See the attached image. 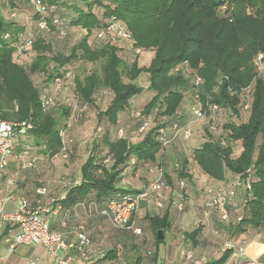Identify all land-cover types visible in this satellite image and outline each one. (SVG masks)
I'll list each match as a JSON object with an SVG mask.
<instances>
[{
    "label": "trees",
    "instance_id": "trees-1",
    "mask_svg": "<svg viewBox=\"0 0 264 264\" xmlns=\"http://www.w3.org/2000/svg\"><path fill=\"white\" fill-rule=\"evenodd\" d=\"M32 1L41 4L40 11ZM111 18L130 34V41L108 34L97 39V33L107 28ZM41 19H58L66 35L61 37L55 28L40 32L37 25ZM79 31L82 36L68 55L53 51L48 37L62 41ZM27 40L31 42L30 51L19 52ZM116 41L130 42L135 51L151 52L148 65H139L136 58L127 64L119 55ZM258 55H262L261 69L253 66ZM73 62L97 64L98 69L83 78L64 80L60 92L69 82L73 83V91L70 102L61 104L54 80L72 73L68 66ZM181 67H186L187 76ZM195 78L201 80L199 85ZM141 79L147 82L146 89L152 97L136 109L131 100L143 93ZM248 86L250 107L244 111L236 92ZM102 89L111 93L104 110L95 101L96 92ZM189 90L194 106L198 101L204 108L207 103L217 105L220 111L207 116L200 130L191 125L192 137L184 142L172 139V128L190 123L180 112ZM50 97L54 105L43 110L42 100ZM74 102L93 107L98 121L114 127L122 124L114 137L106 131L99 144L92 145L80 165V178L66 181V194L51 197L60 200L64 210L91 201L102 208L110 200L132 196L138 191L131 192L122 185L127 171L137 165L148 173L149 167L162 162L166 188L170 185L173 190L180 182L192 180L194 171L216 182L230 184L236 179L240 183L235 204L228 209L226 231L233 238L248 228L264 227V0H0V120L31 125L25 136L30 142L24 146L32 150L26 156L21 150L18 155L21 161L34 164L29 169L37 165L32 156L33 144L42 147L39 151L43 156L51 158L61 153L68 157L64 138L77 121L69 117ZM221 116L232 121L220 123L217 117ZM243 117L246 119L241 122ZM131 118L137 122L135 135L128 134V124L124 125ZM151 122L153 126L147 128ZM160 129L164 130L163 136ZM200 139L198 146L195 141ZM164 141L169 144L162 147ZM173 152L174 160L168 164L166 155ZM130 159L135 160L134 164ZM38 186L34 194L41 200L47 188L41 183ZM39 188L46 193L38 194ZM20 198L33 208L45 206ZM233 210L238 213L233 214ZM64 215L65 211L55 217H59L56 221L60 229L67 230L60 226ZM238 216L242 217L240 222ZM55 217H50V222ZM147 218L154 237L153 242L147 241L150 245L142 256L148 259L153 254L155 261L158 245L164 241L158 240L157 233L164 234L170 227L169 213ZM201 229L202 226L185 234L193 246ZM153 244L157 246L155 254ZM149 250L150 255L145 257ZM231 254V250L224 251L210 264H224ZM116 257V250H110L102 261Z\"/></svg>",
    "mask_w": 264,
    "mask_h": 264
},
{
    "label": "built area",
    "instance_id": "built-area-1",
    "mask_svg": "<svg viewBox=\"0 0 264 264\" xmlns=\"http://www.w3.org/2000/svg\"><path fill=\"white\" fill-rule=\"evenodd\" d=\"M37 11L41 10V4L38 1H32L31 3ZM60 21L53 19L50 22L40 20L37 28L40 32H49L51 28H55L58 34L63 37L66 35V30L60 27ZM108 35L114 36L113 38H119L122 40L130 41V34L117 23L114 18L110 19L107 28L97 33V39L101 40ZM31 42L27 40L20 48L19 52L30 51ZM255 66L258 69L262 67V55H258L255 60ZM74 74L67 72L64 77L56 78L54 80V90L56 95L60 93L64 80L73 81ZM201 80L195 78V84L199 85ZM236 95L240 99L242 109L248 110L250 107L251 87L240 89L236 92ZM73 98L76 99L74 95ZM197 100V96H195ZM54 105L53 98H44L42 100L43 110ZM217 105L206 104L203 105L197 101V104L191 108L193 116L192 122L204 121L207 116H215L219 112ZM187 123L184 126L175 124L172 128V139H182L187 142L192 137V130L190 126L194 123ZM31 125L25 122H9L0 120V169L7 167L9 159L12 156L15 149V139L25 137ZM212 129V128H211ZM143 129L141 128V131ZM159 133L163 136L164 130L160 129ZM122 130L119 131V136H122ZM64 132L61 133V136ZM169 144L168 141H164L162 147ZM31 147L23 146L22 155L26 156ZM66 158V155H64ZM34 164L28 161H21L22 169H29ZM176 167H178L176 165ZM149 179L146 181L142 189L132 196H125L119 200H110L102 208L91 201L82 202L76 204L72 209L64 210L65 208L61 204L60 200L51 198L50 206H37L30 207L25 199L20 198L17 207L13 211L5 210L0 205V228H9L14 231L11 237V246L7 248V256L14 253L15 247L21 246L26 248L41 247L45 250L48 257L53 258L52 264H97L101 260L105 252L96 251L93 247L92 240L85 232V228L82 224L73 220L75 210L81 207L84 210L86 218H91L94 214L99 215L108 220L110 226L116 230L131 232L136 237H142V231L139 227L135 226L134 215L140 206L143 204L146 207L152 208L155 211H164L170 205L178 211L184 210L187 198L185 196L186 184L180 182L177 189L172 190L168 195H165L164 189L166 188L165 181V169L162 162H157L155 165L148 168ZM78 184V182H76ZM125 184V180L122 181ZM243 185V183H241ZM247 189L250 188L249 184H244ZM240 186V183L233 179L230 184H208L199 193L200 202L196 206L197 216L193 221V229H197L203 226L205 220L215 215L223 224H229L230 217L228 209L235 204L236 189ZM37 193L43 195L46 193L44 188H39ZM7 200H13L12 197H7ZM63 200V198L61 199ZM65 211L64 219L60 226L62 228H68V232L73 237V243L67 242L63 233L58 231H52L50 228V217H55ZM241 216L237 217V221L240 222ZM232 251L233 257L240 259V264H264V256L256 259H248L245 257L243 247H235L231 241L224 242L222 251ZM70 252V253H69ZM61 253L63 255H61ZM150 255V250L144 255L145 257ZM185 262L192 264H201L200 260H196L191 250L187 251L184 256ZM1 261V260H0ZM1 264V263H0ZM24 264H39L36 258H28Z\"/></svg>",
    "mask_w": 264,
    "mask_h": 264
},
{
    "label": "crops",
    "instance_id": "crops-1",
    "mask_svg": "<svg viewBox=\"0 0 264 264\" xmlns=\"http://www.w3.org/2000/svg\"><path fill=\"white\" fill-rule=\"evenodd\" d=\"M24 18V16L22 15ZM17 18V17H16ZM18 19L19 18L18 16ZM82 36L81 32H78ZM118 42L119 55L122 60L127 64L132 63L136 58L138 59L139 65L146 66L148 65L152 54L151 52L135 51L133 50L130 42L125 41H116ZM139 55L146 56L149 55L148 63L142 64V57ZM143 61L145 57H143ZM140 84V83H139ZM143 84V85H142ZM140 86L144 88L143 92L147 90V82L144 81ZM150 97L152 95L150 94ZM70 100V99H69ZM132 101L133 108L142 107L145 102L135 100ZM186 107L185 103L181 109V114L184 116L183 109ZM72 129V128H71ZM69 129V130H71ZM68 130V131H69ZM116 133V131H115ZM111 134V137H114V134ZM29 137H21L15 139V149L12 156L9 159L7 167L3 170H0V205L5 210L13 211L16 209L20 197H25L29 202L37 201V204H43L46 207L50 206V198L62 196L66 194V178L63 176H58L60 174L65 175V172L57 173V169L60 171H66L71 164L74 163V160L78 157L80 150L76 151V148H71L69 146L68 157L62 156L61 153L54 157L43 156L40 151L37 152L39 156L35 157L37 160V165L33 169H21V160L18 158L19 153L22 150V147L25 143H29ZM42 149V147H39ZM34 152H32L33 154ZM175 153H168L166 158L168 159V164L170 161L174 160ZM88 157V153L84 157L82 163ZM160 159V157H159ZM131 164H134L135 160L130 159ZM81 163V164H82ZM80 164V165H81ZM67 165V166H66ZM127 179L125 184H122L125 188H129L131 192H137L143 188L146 181L149 179V174L140 166H134L132 170H128L126 173ZM79 177V171L77 172V177ZM75 180H78L76 179ZM230 179V178H229ZM170 180L173 182V185H176V179L174 176L170 177ZM71 181V180H70ZM186 191L185 196L187 201L185 203L184 212H178L174 207L169 206L165 211H155L152 208L142 205L134 215L135 226L139 227L142 231L143 237L147 241H152L153 232L150 227L148 216H163L165 213H169L170 227L163 234V243L154 245L153 253L155 254L156 248V257L153 261V254L148 258L144 259L141 255L140 249V258L131 257L130 262L126 259L122 260L118 252L119 245L121 243H130V248L133 249L134 253L136 248H139L138 245L140 239L125 234L124 231H118L112 228L107 219L94 214L91 218H86L84 215V210L81 207H78L75 210L73 220H76L78 223L82 224L85 228V232L90 237L93 243V247L96 251H104L105 253L110 250H116L117 257L113 260L102 261L99 260L97 264H192L190 262H185L184 256L185 253L189 250L193 252V256L196 260H200L201 264H210L213 261L218 260L222 254V246L224 242L231 241L235 247H243L245 257L248 259H256L264 256V227L263 228H248L244 233H242L238 238H233L226 231L229 224H223L219 219L213 214L210 218L205 220L203 223L202 229L196 238V243L193 246L189 239L185 238V234L194 230L192 227L193 221L197 216L196 206L200 202L199 192L203 189V184L210 182L211 184H221L220 182L213 181L204 175H198L197 173L192 174V180H186ZM35 182L41 183L42 186L47 188V195L43 196L41 200H37L38 197L35 196L34 191L39 187H35ZM209 183V184H210ZM38 184V185H39ZM205 187V186H204ZM171 186L168 185L164 190V194L168 195L172 191ZM13 195V200H7V195ZM233 214L238 213L237 210H233ZM55 217L53 221L50 222V228L52 231H59L63 233L65 239L69 243H73V237L69 234L68 230L60 229L58 222ZM122 232V233H121ZM126 232V231H125ZM14 234L13 230L9 228H0V263L1 264H24V262L33 257V248L26 252L23 256H7L6 250L10 247L11 237ZM142 237V238H143ZM152 238V239H151ZM136 246H135V245ZM153 246V245H152ZM16 248V247H15ZM36 248V247H35ZM43 249V248H42ZM70 253V252H69ZM133 253V254H134ZM61 255H63L61 253ZM12 256V257H11ZM20 260L17 263V260ZM49 260L42 262V264H52L53 258L48 257ZM39 263V261H38ZM40 264V263H39ZM224 264H240V259L238 257H233L232 255Z\"/></svg>",
    "mask_w": 264,
    "mask_h": 264
},
{
    "label": "rangeland",
    "instance_id": "rangeland-1",
    "mask_svg": "<svg viewBox=\"0 0 264 264\" xmlns=\"http://www.w3.org/2000/svg\"><path fill=\"white\" fill-rule=\"evenodd\" d=\"M80 38H81V36L79 35L78 32H75V33L72 32L66 38L62 39V41L58 40L55 36L48 37V40L51 43L54 52H60L62 54L68 55L70 53V49L72 48V46L74 44H76L80 40ZM139 56H140V58L142 57V60H141L142 64L148 63L149 55H146V56L139 55ZM143 57H145L144 61H143V59H144ZM255 63L256 62H254L253 66H255ZM68 67L70 68V70H72V73L74 74L75 78L76 77L83 78L85 75L89 74L91 71L98 69L97 64H81L80 62H73ZM181 70H183V72L187 76L188 71H187L186 67H181ZM141 80L142 81L139 82L140 83L139 85L144 83V81H143L144 79H141ZM38 82L40 83L41 80H39ZM64 85H65L64 88H62V91L57 96V101L61 104H63V103L66 104V102L67 103L70 102V100H69V96L71 94L70 91H73V83L69 82V83L64 84ZM150 94H152L150 91L145 90L142 94L135 96L134 101L139 100V101L146 103L150 99ZM192 95L193 94H192L191 90H189L187 93H185V96H184L185 102L186 101L187 102L185 103L186 107L183 109V111H184L183 112L184 113L183 118L185 119V121L189 120L190 122H192L191 107L194 106V101H193L194 97ZM110 98H111V93L109 91L104 90V89L98 90L95 94V101L97 104L96 106L100 110H104L105 107L108 105ZM73 106L74 107H73L69 117H70L71 121H75L76 118H77V121H76V123H74V126L72 127V129L66 133V136L64 138V144L67 147L71 146L72 149L76 148V151L80 150V153H79L78 157L74 160V163L71 164L68 168L66 167L67 172L64 170L60 171V168H59V170L57 169L58 174L60 172H65V175L60 174L58 176L65 177L68 182H70V180L71 181L75 180V178L77 177V172L79 171V168H80V164L84 160V157L86 156L87 153H89L93 144H95V143L99 144L100 137L103 135V133L107 131L113 135V133H115V131H117L118 127H120L122 124V123L121 124L119 123L118 127H116V126L114 127L112 125H108V123L106 121H103V120L98 121V119L96 117L95 110L93 109V107H91L89 105L82 106V104L74 102ZM136 118H138V117H136ZM136 118H131V120H132L131 122H128V123L126 122L124 124V125L128 124L126 126L128 134L135 135L136 132H135L134 127H136L137 122H133V121L136 120ZM225 118H226L225 116L217 117V121L218 122L220 121V123L224 122V120L232 121V120L225 119ZM245 119H246V117H243L242 119H240V121L244 122ZM202 122L203 121L192 122V123H194V124H192L193 128L195 130H200L204 124ZM237 123H239V121ZM153 124H154V122L148 123L147 128L153 126ZM200 142H202V139L195 141V144L199 146ZM37 151L39 152V147H37L35 144H33V152H34L32 154L33 157L39 156ZM236 152H237V150H236ZM209 183L210 182H206L205 184H203V188H204V186H207ZM38 184H39L38 182H35V187L38 186ZM214 185H218V184L216 183ZM128 236H129L128 238H130V235H128ZM153 237L154 236H152V238ZM151 242H153V239ZM138 245L140 247L136 248L135 253H134L133 249L130 248L131 247L130 243H126V242L121 243L119 245V248H118V252L120 253L119 256L122 258V260L127 258L126 260L128 262H130L129 260L131 257H134V256L139 257L140 256V249H141V255L144 254L145 250L147 249L146 246L150 245V243H147V240L143 237V238H140ZM154 245L155 244H153V248H154ZM29 250H31V248L18 246L14 250V252H15L14 256H23L26 252H29ZM33 250L34 251L31 255L33 256V258H36L40 264H42V262H46V260H49L45 250L42 249L41 247L33 248ZM19 261L20 260L18 259L17 263ZM13 264H15V261L13 262Z\"/></svg>",
    "mask_w": 264,
    "mask_h": 264
},
{
    "label": "water",
    "instance_id": "water-1",
    "mask_svg": "<svg viewBox=\"0 0 264 264\" xmlns=\"http://www.w3.org/2000/svg\"><path fill=\"white\" fill-rule=\"evenodd\" d=\"M157 237H158V240H162L163 239V233H162V231H158Z\"/></svg>",
    "mask_w": 264,
    "mask_h": 264
}]
</instances>
